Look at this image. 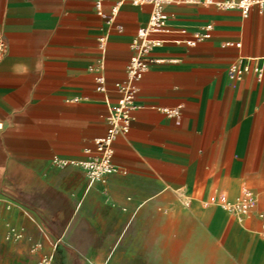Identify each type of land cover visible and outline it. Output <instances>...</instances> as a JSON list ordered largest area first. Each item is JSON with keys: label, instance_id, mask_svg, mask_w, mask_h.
Instances as JSON below:
<instances>
[{"label": "crops", "instance_id": "0c3cea01", "mask_svg": "<svg viewBox=\"0 0 264 264\" xmlns=\"http://www.w3.org/2000/svg\"><path fill=\"white\" fill-rule=\"evenodd\" d=\"M101 8L0 0V264H264V9L165 6L173 32L161 34L135 119L114 140L121 169L92 182L53 158L98 154L114 83L151 12L130 0ZM207 24L195 45L173 41ZM235 62L249 69L232 76ZM176 106L179 115L165 111ZM246 188L255 200L239 219L222 203Z\"/></svg>", "mask_w": 264, "mask_h": 264}, {"label": "built area", "instance_id": "2783aa9c", "mask_svg": "<svg viewBox=\"0 0 264 264\" xmlns=\"http://www.w3.org/2000/svg\"><path fill=\"white\" fill-rule=\"evenodd\" d=\"M133 4H150L151 12L146 25L140 27L131 41L133 54L129 59L126 67V74L123 80L114 83V87L118 92V98L114 104L108 103L107 115V132L104 136L95 140L98 154L91 159L86 160H68L54 156L53 161L59 166L68 164H78L82 166L90 181L106 180V176L121 168L114 162V140L118 135L127 133L130 129L131 123L135 119V110L139 107L136 102L138 92V81L141 79L143 73L148 70L149 66L156 61L152 55L155 47L162 45L167 38L161 37V34L173 32L169 25L170 15L165 10V6L171 3H190V4H204L212 5L219 9H237L242 14L247 15L252 6H258L260 10L264 9V0H130ZM102 0H96L97 12L104 15L101 8ZM213 30L212 24L204 26L203 31L193 33L192 37L175 38L176 43L184 42L187 45L193 46L202 38H207L211 35ZM181 33H186L185 28L180 29ZM238 46L239 42L236 43ZM106 41L100 38V46L104 49ZM3 51V42L0 38V57ZM249 69L248 64H241V62L233 63L229 72L232 76H239L241 73ZM258 71H261L259 68ZM97 90L106 92L107 83L105 76L100 74L97 77ZM180 107L165 108V111L171 115H179ZM3 127L0 121V129ZM254 193L249 189H244L242 193L234 200L225 201L222 207L239 219L251 215V207L254 203ZM258 217L261 220V230L264 233V210L258 212ZM21 233L14 227H11L7 233V237L19 238ZM38 264H49L48 259L41 260ZM90 264H110L108 260L102 263L90 262Z\"/></svg>", "mask_w": 264, "mask_h": 264}]
</instances>
